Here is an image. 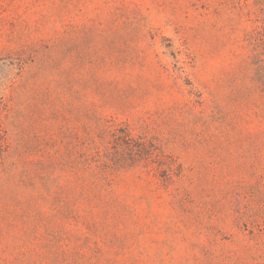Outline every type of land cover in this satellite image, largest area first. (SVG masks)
<instances>
[{"label":"rangeland","instance_id":"obj_1","mask_svg":"<svg viewBox=\"0 0 264 264\" xmlns=\"http://www.w3.org/2000/svg\"><path fill=\"white\" fill-rule=\"evenodd\" d=\"M0 127V264H264V0H0Z\"/></svg>","mask_w":264,"mask_h":264},{"label":"trees","instance_id":"obj_2","mask_svg":"<svg viewBox=\"0 0 264 264\" xmlns=\"http://www.w3.org/2000/svg\"><path fill=\"white\" fill-rule=\"evenodd\" d=\"M247 37H248L249 41H254V40L257 39V32L255 30H253L252 32L248 33ZM4 148H6V145H5V134H4L3 130L0 127V152L1 153L5 152Z\"/></svg>","mask_w":264,"mask_h":264}]
</instances>
